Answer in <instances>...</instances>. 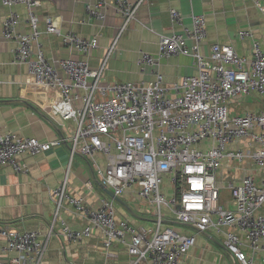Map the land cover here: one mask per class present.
<instances>
[{
  "label": "built area",
  "instance_id": "obj_1",
  "mask_svg": "<svg viewBox=\"0 0 264 264\" xmlns=\"http://www.w3.org/2000/svg\"><path fill=\"white\" fill-rule=\"evenodd\" d=\"M250 1L264 12L260 0ZM1 2L7 7L20 4L27 10L28 31H17L15 12L1 25L2 37L15 43L12 63L25 65L34 85L56 93L51 114L73 121L75 128L71 137L49 142L11 131L1 134L0 168L8 164L23 173L19 161L23 153H45L68 140L71 157L79 154L92 160L94 179L111 193V198H100L93 206L69 192L66 177L50 189L55 218L70 208L85 221L82 228H72L60 220L61 237L81 241L97 229L105 250L114 242L126 245L128 264H180L196 234L213 228L223 234L224 247L235 261L251 264L252 257L263 252L264 263V49L258 41L252 39L250 58L239 55L233 45L218 42L204 54V15L191 14V26L185 27L181 13L170 9L171 22L181 25V30L160 35L157 52L140 51L136 59L142 72L152 68L153 78L104 82L103 72L117 38L144 0H113L123 22L95 69L84 58L48 59L40 37L43 32L55 34L70 51L83 55L97 48L96 37L62 33L52 17L45 18L42 32L34 11L40 0ZM106 7L105 0H96L84 9L89 17L102 21ZM237 37L253 38V33L239 30ZM178 55L192 59L196 74L167 84L158 67L161 60ZM244 97L254 98L253 108L237 110ZM96 153L104 155V167L94 161ZM85 186L91 188V182ZM222 190L228 193L227 206L221 202ZM126 192L149 208L151 218L146 225L136 227L116 217L115 202ZM173 224L191 227L194 233H183ZM53 227L54 221L43 236L36 230L18 231L0 223V238L5 241L0 257L15 252L10 264H41Z\"/></svg>",
  "mask_w": 264,
  "mask_h": 264
},
{
  "label": "crops",
  "instance_id": "obj_2",
  "mask_svg": "<svg viewBox=\"0 0 264 264\" xmlns=\"http://www.w3.org/2000/svg\"><path fill=\"white\" fill-rule=\"evenodd\" d=\"M94 1L40 0V5L34 11L42 32L45 30V18L52 17L62 33L73 32L83 38L96 37L98 41L97 48L83 55L70 51L59 36L43 32L40 41L48 59L84 58L92 69L101 64L118 36L123 21L113 7V0H105L107 7L102 21L89 17L84 7L86 3ZM129 1L134 3L138 0ZM260 1L264 6V0ZM170 9L181 13L185 27L191 26V14L204 15L207 30V37L201 47L204 54L208 53L209 46L214 42L231 44L239 55L247 58L251 57L252 39L264 49V12L250 0H144L135 19L117 38L103 72L104 82H141L153 78L150 72L152 68L146 67L142 72L136 59L140 51L154 55L158 50L160 35L181 30V25L171 22ZM10 12L19 15L17 31H28L26 8L20 4L7 7L0 0V135L11 131L19 136L35 137L42 142L69 138L74 132V122L63 121L50 112L51 104L57 98L56 93L50 88L34 85L26 66L12 63L15 43L1 35L2 22ZM239 30H251L253 38L240 39L237 37ZM158 69L167 84L180 81L183 75L196 74L192 59L186 55L163 59ZM253 99L244 97L241 101H247L244 105L252 107ZM243 108L247 106L240 105L236 109ZM19 161L25 168L23 173H16L8 164L0 168V223L18 231L36 230L45 236L54 221L53 233L41 264L129 263L126 245L114 242L105 250L102 234L97 229L89 238L76 242L66 241L59 235L60 220L72 228L85 225V221L74 215L70 208L54 217V204L49 190L57 187L65 177L69 192L83 196L88 204L97 206L100 198H111L110 191L94 179L92 160L79 154L71 157L70 142L66 140V143H60L45 153H23ZM94 161L102 167L106 164L102 153H96ZM88 181L91 182V188L85 186ZM227 200L221 197L222 203ZM115 206L116 217L124 218L136 227L146 225L151 218L147 205L130 195V192L124 193ZM173 225L183 233H194L191 227ZM223 239V234L213 228L196 234L194 245L180 264H241L228 253ZM4 242L0 238V245ZM242 249L249 257V251L245 247ZM15 256V252L2 254L1 264H10V259ZM262 256L263 252H258L252 257L251 264H264ZM140 264H149V261H141Z\"/></svg>",
  "mask_w": 264,
  "mask_h": 264
},
{
  "label": "rangeland",
  "instance_id": "obj_3",
  "mask_svg": "<svg viewBox=\"0 0 264 264\" xmlns=\"http://www.w3.org/2000/svg\"><path fill=\"white\" fill-rule=\"evenodd\" d=\"M251 101H252V100H251ZM246 102H247V101H243L242 105H243V106H248V105H244ZM248 107H249V106H248ZM249 108H253V107L250 106ZM199 148H200V149H203V148L201 147V145H199ZM224 195H225L226 197H225ZM220 196H221V197L223 196L224 199H226V198L228 199V193H227L225 190H222V191H221ZM222 200H223V199H222ZM224 203H225V202H224Z\"/></svg>",
  "mask_w": 264,
  "mask_h": 264
}]
</instances>
